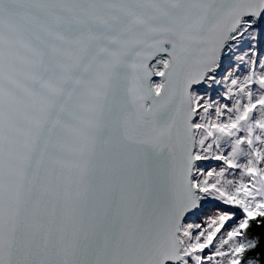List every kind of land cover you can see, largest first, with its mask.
Wrapping results in <instances>:
<instances>
[{
  "label": "snow or ice",
  "instance_id": "1",
  "mask_svg": "<svg viewBox=\"0 0 264 264\" xmlns=\"http://www.w3.org/2000/svg\"><path fill=\"white\" fill-rule=\"evenodd\" d=\"M0 264H264V0H0Z\"/></svg>",
  "mask_w": 264,
  "mask_h": 264
}]
</instances>
